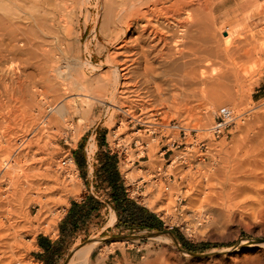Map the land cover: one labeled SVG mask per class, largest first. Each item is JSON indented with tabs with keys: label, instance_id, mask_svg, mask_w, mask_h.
<instances>
[{
	"label": "rangeland",
	"instance_id": "1",
	"mask_svg": "<svg viewBox=\"0 0 264 264\" xmlns=\"http://www.w3.org/2000/svg\"><path fill=\"white\" fill-rule=\"evenodd\" d=\"M16 1L20 2V0H0V66L4 63L5 66L13 67V72H16L15 74L19 77V80L24 82L29 90L21 89L20 91L16 81H10L0 76V232L4 235L8 232H12V228H17L16 230L21 232V238L25 244L29 243L34 238L35 245L26 251L24 248L20 249L10 247L9 245H2L0 247V258H3V261L7 262L13 258L14 254L21 253L25 255H23L26 260L24 264H44L38 256V254L43 253V249L40 248L38 244L39 237H47L52 242H56L61 237L59 229L60 223L68 213L72 202H82L87 195H93L104 207L99 212L95 213V217L90 220L85 229L76 232L72 237L60 243L62 246V255L54 264H68L77 248L86 246L95 241H98V244L94 248L88 264H127V262L129 264L134 261L139 262L143 253H146L149 249L154 250L156 249L155 247H158L157 236L164 238L165 242L162 241V244H165L167 240H171L176 244L178 242L183 250L189 253L201 254L205 259L207 258L208 261L211 258L218 259L222 257L224 255L222 252L223 249H228L230 247L234 248L248 236V239H251L253 234L239 225L237 222L238 216L231 217L233 223L230 221L231 224L230 222L227 224L225 217L219 216L217 210L230 207L231 205H234L231 207L234 210H236V205L237 208L241 210L242 205L245 203L255 206H263L264 204V193L259 197L260 199L256 197L253 198V193H247V195L240 194L239 196L237 195V197L233 196L229 198L225 196L227 191L231 189V184H235L234 186L237 188L239 186V188H246L249 190L257 187V183L249 177L251 174L255 173V169L251 168L253 165L250 167L248 162L250 161L252 163L254 159L260 161L264 165V157L262 156H258L260 158L257 156H237L236 151H229L233 147L237 148L236 144L239 138L242 137L247 141L246 143L249 144L250 147L253 135L257 134L259 131L264 132V121L258 117V115L264 116V113H260L261 110L264 111V65H262L261 59L255 55L247 60L246 63L244 62V72H248L245 76V79L247 78L245 83L247 87L244 85L243 90L235 93V97L233 96L231 102H228L226 106L217 107L207 104L196 107L193 104H187L190 110H182L178 105H174L172 96L170 99H163L161 101L163 104L155 101L153 96H149V93H147L145 85L140 86V92L142 94L144 93L143 96H145L147 100H151L150 102L152 104L149 106H144L136 102L137 104L131 108L130 103L127 102L128 98L125 97V99L122 100L123 103L117 107L111 105L110 100H103L104 103L99 96L87 94L88 99L82 96L83 100L97 105L91 115L90 122L87 123L85 118L78 115L69 126L65 127V132L62 135L51 138V131L49 132L48 130L46 131L47 134L45 135V139H43L45 142L40 140L34 142L30 148H27L22 137L24 134L29 135L30 132L28 131H30V128L28 124H31L32 117H37L38 114L43 113L38 116L39 122H37L39 126H42L40 122L42 118H48L51 114L55 113V110L52 112L49 111L45 100L42 98L43 95H40L34 88L30 87L32 80L29 79L28 74L35 71L34 69L36 68L34 67L37 66V60L41 63H38V65L40 64V67H44L46 62L44 59L47 58L48 52L53 50L56 53V63H58V60L62 61L57 64L60 70L67 72L69 70L67 64H69L71 65L69 67L76 73L80 74L82 71L87 73L86 75L89 77L90 82L94 84L100 82L98 78L101 80L99 76L102 73L109 70L111 71L109 67H104L102 65L106 60L108 49L110 48L109 51H111L112 47L108 46L107 49V36L100 32L103 23L102 7L105 0H99L101 2L99 8L96 4L97 0H81L80 3H76L77 10L74 9L75 15L74 10L68 8V10L70 9L72 11L68 12L67 10L69 15L66 17V20L69 19L70 22L72 21L71 23L69 20L67 22L65 20L64 23L62 22L61 15L65 12L63 15L64 19L65 15H67V8L64 10V8L61 7L62 3L59 5L58 2L55 5L56 8L60 6L61 9L58 10L55 8L54 15L48 13L49 11L44 7L43 1L42 4L39 0H24L25 2L20 3L22 7L21 5L20 7L16 6V3H18ZM17 5H19V3ZM56 10L63 14L59 13V15ZM98 15L99 22L97 30L99 38L97 39L96 33L94 38L93 27ZM59 17L61 19L60 21L58 19ZM33 18L37 21H34ZM5 21L8 24H6ZM9 21L11 22L9 23ZM13 25L14 27L17 26V28H13ZM67 25H70V29ZM262 25H264L263 18L260 19L259 25L256 26L254 30L258 31L262 29ZM109 30L111 31V28ZM20 31L23 32L21 33ZM110 31L107 30V33H110ZM219 36L224 39L227 33L224 31L222 33L220 32ZM11 38L13 39L11 40ZM35 39L36 41H34ZM38 45L40 47H38ZM88 45L91 48L90 51L87 50ZM257 50L258 49L254 52ZM44 56L46 58H44ZM91 56L92 64H89L87 60L91 59ZM43 62L44 64H42ZM10 64L12 66H10ZM210 69H213L212 66H210ZM111 76L112 85L115 86L117 81L116 78H114V73H112ZM177 78L178 65H175V67L170 65L164 69V73L158 81L161 82L162 88L166 91L168 89L169 91ZM115 81L116 83H114ZM10 89H12V91ZM78 90L79 88L76 87L74 92L69 95H64V100L62 99L61 103L72 98L79 99V93L83 92ZM22 91H25V93ZM61 92L63 93V91ZM111 96L110 94L109 97L111 98ZM174 98L176 102H181L182 96L178 94V96ZM115 99L119 100L118 96L114 94L113 100L116 101ZM38 101L40 106L38 105ZM82 109L86 111L88 107L84 106ZM224 110H232L236 114L246 113V116L243 120L240 119L236 126L229 131L231 134L228 138L223 136L222 138L220 137L221 140L219 142H216L215 140L218 138H216L212 132L204 130L210 129L218 114ZM112 114L114 115L112 116ZM254 114H256V117ZM81 118L82 121H80ZM121 121H124V124H121ZM138 121L141 122L138 123ZM142 122L146 124H142ZM260 122L262 123L261 125H259ZM173 124H179L189 128L196 127L198 129L195 134L187 133L185 142L187 144H192V148H187V151H183L181 148L176 149L169 145L172 141H170L169 137H172V139L179 138L178 130L166 127L169 125L172 126ZM149 126H152V128ZM203 137L207 138L209 141L208 153L205 154L199 162L187 160L186 164L182 163L178 156H191L192 152L198 154V144ZM263 140L264 138L260 140L261 143ZM135 143L137 145H135ZM150 144H156V154L154 156L145 154L143 155L145 157H140L143 150L144 152L149 150L151 147ZM101 146L103 150L119 156V171L123 175L126 172L129 173L127 184L143 178L146 183L144 184V188L136 192L129 190L128 196L138 204L157 214L164 224L163 230H124L117 226V220L114 221L113 219V215L116 212L110 205L109 190L101 186L96 174L99 164L97 156L101 150ZM76 153H83L84 156H86V161L89 160L87 161L89 167L84 171V178L79 166L75 165V170L73 169L75 171V180H70L66 162L69 163V160L72 159V156H76ZM169 156H171L170 159H168ZM206 157H208L207 160H205ZM227 161L230 162L228 167L226 166L227 163H229ZM246 163L248 166L246 165L244 167ZM196 165L197 167H195ZM242 166L246 168V170L243 171L244 168ZM240 169L242 171H240ZM258 170H256V172L264 177V169H260V172ZM30 171L33 172L30 173ZM5 172H8L7 175ZM44 172H46V174ZM49 173L55 175L53 178L55 181H46L50 185H42L41 189L43 192H48L47 187L51 185L57 186L58 188L54 192L49 193V197L52 196L53 200L51 204V206H53L52 209L54 213L59 216L56 231L47 235L43 233H36L34 235L32 231L27 229V226H29L28 221L38 212V191H36L37 189L35 190L36 186L34 184L39 180L45 182L44 176L49 175ZM237 178L239 181H237ZM70 181L79 188V194L76 196L72 195L71 192L67 190V185ZM59 184L63 185L60 187ZM140 184L141 186L143 185L142 183ZM98 186H100V189H98ZM151 186H154L156 190H158L157 188L162 189L165 194L170 191L172 192V198L174 199L173 214H166L164 209L157 212L148 206V200L151 198L148 190ZM261 187L264 188V182ZM217 193L219 194L217 195ZM189 194L192 195V197H196L197 202L201 198L199 203V205H201L198 206L199 208H183V205L189 202ZM209 195L212 196V200ZM60 197H64L65 202H59L61 199ZM205 198H207V200ZM166 202L167 201L164 200L163 203ZM222 202H224L226 206L223 207L224 203ZM217 203L220 205L218 204L217 206ZM239 210H237V213L240 212ZM54 213H52L51 216H53ZM247 217L246 215L245 218ZM233 219H236V221ZM221 230L224 231L221 232ZM226 231H228L229 234ZM236 231L238 233H236ZM201 232H203L202 235ZM219 232L224 236L226 234L228 237L231 236L232 239L227 236L224 237ZM225 232L226 234H224ZM230 232L236 234L237 237ZM199 233L200 235L198 236L197 234ZM205 235L208 237H205ZM219 236L222 238H219ZM184 242L190 245L191 247L189 248L191 249L186 247ZM217 250H219V252ZM230 253L231 255H235L236 252Z\"/></svg>",
	"mask_w": 264,
	"mask_h": 264
},
{
	"label": "bare ground",
	"instance_id": "2",
	"mask_svg": "<svg viewBox=\"0 0 264 264\" xmlns=\"http://www.w3.org/2000/svg\"><path fill=\"white\" fill-rule=\"evenodd\" d=\"M40 1L41 3L42 1L44 2L45 5L44 7H46L47 11H49L48 12L49 14L51 13L54 14L56 8L55 5L58 2L59 5L62 3L61 7H63L64 10L67 8L66 9L67 12L68 8H71L72 10L76 9V3L78 2L80 3L81 0H39V2ZM16 2L19 3V5H17L18 3H16V6L20 7L21 5L20 3H23L25 1L20 0V2L19 1ZM100 3L101 2L97 0L96 4L98 8L100 7ZM61 7L57 6L56 9L59 10L61 9ZM58 10L56 11L58 12ZM72 10L69 9L68 12ZM68 12L67 15H65V19L63 16L65 12L64 14L58 12V14L59 13L63 14L61 15V19L63 23L65 22L66 17L69 15ZM74 15H75V10H74ZM102 15H103V23L100 28L101 29L100 32L107 36V49L108 46H111L112 50L109 51L110 48L108 49L106 60L103 62L102 65L104 67H109L111 71L109 70L105 73H102L99 76L101 77V80H99L98 78V81H100L99 83L92 84V82H90L89 77H87L86 75L87 73H85L84 71H82L80 74L76 73L75 71H73V69L69 67L71 66L69 64H67L69 68L67 72L64 70H60L57 64L62 61L58 60L57 61L58 63H56L55 61L56 53L53 50L48 52L47 58L44 56V58H46L44 59L46 60L44 67H40L41 63L38 62L39 60H37V64H36L37 66L34 67L36 68L34 69L35 71L31 73L27 71L29 73L28 74L29 79L32 80V84L31 86L30 85L29 86L34 88V90L40 93V95L41 94L43 95L42 98L45 100L49 111L52 112L53 110H55V113L51 114L48 118L46 117L42 118V120L40 121L42 123L41 124L42 126H39V123L37 124V122H39L38 116L43 113L39 112L40 114H38L37 116L38 119L37 117H32L31 124H28L30 128L29 129L30 131L28 132L30 133L29 135L24 134L22 137V140L26 144L27 148H30V146L34 142H38L40 140L45 139V135L47 134L46 131L48 130L49 132L51 131V138H54L55 136L58 135H62L65 132V127L69 126L70 123L73 122L78 115H80V117L85 118L87 123L90 122L91 115L95 110V107H97V105H95V103H90L88 101L83 100L82 96L88 99L87 94H94L96 96H99L102 102H104L105 100L106 101L110 100L111 101L110 104L117 107L121 105V103H123L122 100L125 99V97L128 98L127 102L130 103L131 108H133L138 102L144 106L145 105L149 106L152 104L150 102L151 100H147L146 97L143 96L144 93L142 94L140 92L141 90L140 86L145 85L147 88V93H149V96H153V99H155V101H158V103L160 104L161 103L163 104V102H161L163 99H170V97L172 96L173 97L172 102L174 103V105H178L179 108L182 110H190L187 107V104H193L196 107L207 104L221 107V106H226L228 102H231V100L233 99L232 97L233 96L235 97L234 95L235 93L239 92L240 90H243V87L247 79V78L245 79V76L248 73L247 71H246L247 73L244 72V64L246 63L247 60L257 55L261 59L262 65H264V25H262L263 26L262 29H259L258 31L254 30V28L259 25L260 19L263 18L264 20V0L263 1L261 0H105L102 7ZM58 19L59 21L61 20L60 17ZM68 20H66V22ZM11 21H9V23ZM34 21L37 20L34 19ZM98 22H99V15L96 21L94 22V27H93L94 38L96 33L97 39L99 38L98 30H97ZM67 26L70 29L69 27L70 25ZM7 28L9 27L7 26ZM13 28H17V26L14 27L13 25ZM110 28L111 31L109 30ZM71 29L73 30L72 27ZM107 30L110 31V33L108 32L109 34L107 33ZM223 31L227 33V36L226 37L224 36L225 37L224 39L221 38L222 37L221 35H220L221 37L219 36L220 32L222 33ZM20 32L22 33L23 31ZM12 39L13 38H11V40ZM34 41H36V39ZM38 47L40 46L38 45ZM90 49L91 48L88 45L87 50L90 51ZM256 49L258 50L254 52ZM87 62L89 64H92L91 63L92 56L91 59L87 60ZM38 63L40 64L38 65ZM42 64H44V62ZM170 65L172 67L178 65V78L172 84V88L169 91L168 89L166 91L164 88H162L161 82L158 80L162 77L164 73V69L169 67ZM10 66L12 65L10 64ZM210 66H212L213 68L212 70L210 69ZM12 69L14 68L5 66L4 63L3 65L1 64L0 76L10 81H16V83H18L17 85L20 88V91L21 89L29 90L28 86H26L24 82L19 80V77H17V75L15 74L16 72H13L14 70ZM112 73H114V78H116L117 81V83L116 81L114 82L116 83L115 86L112 85L113 83L111 76ZM2 82L5 83L4 81ZM76 87L83 92V93H79L80 96L78 97L79 99L72 98V99H68L67 101L65 100L66 102L61 103L63 96L69 95L72 92H74ZM10 90L12 91V89ZM61 91H63V93ZM23 93H25V91ZM110 94L112 95L111 98L109 97ZM114 94L115 96H118L119 100L116 99H115L116 101L113 100ZM178 94L182 96L181 102H176L174 100L175 99L174 97L178 96ZM38 105L40 106V103ZM84 106L88 107L86 111H83L82 109V107ZM260 113H264V111L261 110ZM113 115L114 114H112V116ZM254 115L256 117V114ZM258 117L262 121H264V116L258 115ZM80 121H82V118L80 119ZM121 124H124V121H121ZM261 124L262 123L260 122L259 125ZM149 127L152 128V126ZM193 129L198 130L196 127ZM204 131H208V130H204ZM260 134H258V136H261L263 138L264 134L263 133H262L263 135ZM43 141L45 142V140ZM150 145L151 147L149 148V150L147 152H144L143 150L140 156H143L145 154H147L148 156H154L156 154V144H150ZM186 145H187L186 149L181 148V150L187 151V148L193 147L192 144L190 143L188 144L186 143ZM198 147H199V153L197 154L196 152H192L193 156L194 155L204 156L206 154L205 152L209 150V146H207L206 148H202L200 143L198 144ZM245 153H247V149ZM185 157L188 156H178L179 160L181 161L182 158ZM119 164H120V160H119ZM229 164L230 162L227 163L226 166L228 167ZM248 164L250 167L251 165H253L251 168L255 169V173L251 174V176L249 177H251L253 181L257 183V187H255L252 190H249L246 188H239V186L237 188L234 186L235 184H231L232 185V186L230 185L231 189L227 191V194L225 195L226 197L228 198L233 196L237 197V195L238 196L240 194L247 195V193L248 194L253 193V198L254 197L259 198L263 195L264 188L261 187V185L264 182V177L261 176L260 173H257L256 170L264 169V165L260 161H256L254 159L252 163L249 161ZM246 165L247 163L244 165V167ZM66 166H67V170L69 171L70 180H75L74 179L75 164L73 160L70 159L69 163L66 162ZM244 170H246V168H244L243 171ZM240 171L242 170L240 169ZM32 172L30 171V173ZM7 173L8 172H5L6 175ZM44 173L46 174V172ZM50 173L49 175L44 176L45 182L44 181L41 182L39 180L34 184L36 187L33 185L35 187V190L37 189L36 191H38V196H37L38 212L33 218L31 219L29 218L30 219L28 221L29 226H27V229L32 231L34 235L36 233L49 234L56 231L57 220L59 216L56 213H54V210L52 209L53 206H51V204L53 200H52V196L49 197V193L54 192L58 188L57 186L55 187L54 185H51L47 187L48 192L46 191L43 192V190L41 189L42 185L45 186V184H49L46 181L51 182L52 180H54L53 178L55 177V175L52 174L53 175L52 176ZM124 175L127 178L129 177L128 172H126ZM237 181H239L238 178ZM70 183H68L67 185L68 186L67 190H69L71 194L74 196L78 195L79 188L76 187L73 182L71 184ZM157 189L158 190H156L154 186H151L149 188L148 191L151 198L150 199L148 198L149 199L148 206L153 208L157 212L160 211L161 209H164L166 214L169 215L173 214L174 199L172 198V192L170 191L165 194L162 191V189L159 188ZM218 194L219 193H217V195ZM60 198L61 199L59 202L61 203L65 202L64 197H60ZM196 199H197L196 197H192V195H190L189 202L184 204L183 208H187V207L196 208L200 206L201 204L199 205V203L201 201L200 200L201 198L198 200V202ZM205 199L207 200V198ZM210 199L212 200V196H210ZM164 200H166L167 202L163 203ZM218 204L219 203H217L216 205L218 206ZM224 206H226L225 203L223 204V207ZM232 206L234 205H231L230 207L227 208L224 207L225 209L224 208L222 209L220 208V210L218 209L217 210L218 215L223 216V218L225 217V221L227 222V224L230 221L232 222L231 217L233 218L238 216L237 222L239 223V225L246 231L253 234L252 236L253 238L251 237V239H248L249 237L248 236L245 240H243L239 245L235 246L234 248L230 247L228 249H223L222 252L224 253V255L222 257L218 259L211 258L208 261L207 258L205 259V257L202 256L201 254L189 253L183 250L180 244H178V242L176 244L173 243L171 240L166 239L167 240L166 243L162 244V241L165 242L164 238L157 236L156 238H158L157 240L158 247H155L156 249L154 250L149 249L147 250L146 253H143V255L140 257L141 260L139 262L134 261L129 264H264V204L263 206H255L252 204L250 205L248 203H245L244 205H242L241 210L237 208V205L235 208L236 210L231 208ZM237 210H239L241 213L240 212L237 213ZM52 213H54L53 216H51ZM245 214L248 216L247 217L248 219L245 218L246 216ZM113 217L116 218L115 214ZM233 220L236 221V219ZM12 229H13L12 232H8L4 235H2L0 232V247L2 245H9L10 247H16L20 249L24 248L26 251L35 245L34 238L29 243L25 244L22 241L21 232L17 231L16 230L17 228L16 229L12 228ZM222 231L224 230H221V232ZM221 232L219 233L221 234ZM226 232L229 234L228 231ZM226 232L224 234H226ZM202 233L203 232H201V235ZM236 233L238 232L236 231ZM197 235L199 236L200 233ZM206 236L207 235H205V237ZM225 236H227V234ZM220 237L221 236H219V238ZM228 238H231V236H229ZM97 244L98 241H95L86 246L77 248V250L74 252L73 257L70 259V262L68 264H74V263L88 264L92 252L94 248L97 246ZM217 251L219 252V250ZM230 252H236L237 254L235 253V255H231ZM23 255L24 254L21 253L20 254L17 253L16 255L14 254L13 258L8 260L7 262L3 261V258H0V264H24L26 260L24 259L25 255L24 256Z\"/></svg>",
	"mask_w": 264,
	"mask_h": 264
},
{
	"label": "trees",
	"instance_id": "3",
	"mask_svg": "<svg viewBox=\"0 0 264 264\" xmlns=\"http://www.w3.org/2000/svg\"><path fill=\"white\" fill-rule=\"evenodd\" d=\"M102 146L97 156L99 164L96 174L101 186L109 190L110 205L118 217L117 226L124 230H163L164 224L155 213L129 198L119 171L118 156L103 150ZM75 158L84 177V171L87 168L86 156L83 153H76ZM103 207L104 205L93 195H87L82 202L73 201L68 213L60 223L61 237L56 242H52L47 237H39L38 244L43 249V253L38 254L39 259L44 264H54L62 255L60 243L72 237L76 232L85 229L90 220L95 217V213ZM184 245L188 248L191 247L186 242Z\"/></svg>",
	"mask_w": 264,
	"mask_h": 264
},
{
	"label": "built area",
	"instance_id": "4",
	"mask_svg": "<svg viewBox=\"0 0 264 264\" xmlns=\"http://www.w3.org/2000/svg\"><path fill=\"white\" fill-rule=\"evenodd\" d=\"M245 116H246V113L236 114L232 110L221 111L218 114L213 126L211 127L210 130L208 129V131L212 132V134L217 138H220V137L222 138L223 136L228 137L231 134V133H229V131L232 130L236 126L237 122L240 119L243 120V118ZM139 122H141V121H138V123ZM142 124H146V123L142 122ZM166 127L169 129H176L179 131V138L178 139H172V137H169L170 141L172 140L169 143V145L171 147L176 148V149H178V148L186 149L187 145L185 143V140L187 138V133L189 132V133L195 134L197 131L193 128H189L187 126H182L179 124H173L172 126L169 125ZM199 143H200L202 148H206L207 146H209L208 145L209 141L205 137H203ZM135 145H137V144L135 143ZM140 157H145V156H140ZM203 157L204 156H202V155H194V156L191 155V156L182 158V162L184 164H186L187 160H193L194 162H199ZM118 158H119V156H118ZM119 160H120V158H119ZM121 175H122V179L124 181V185L126 187V191H127L128 195H129V190L136 192V191L142 190L144 188L145 182H144L143 178H140L138 181H134L132 183L127 184L128 178L123 174H121ZM140 183H142L143 185L141 186Z\"/></svg>",
	"mask_w": 264,
	"mask_h": 264
},
{
	"label": "crops",
	"instance_id": "5",
	"mask_svg": "<svg viewBox=\"0 0 264 264\" xmlns=\"http://www.w3.org/2000/svg\"><path fill=\"white\" fill-rule=\"evenodd\" d=\"M261 134H260V133ZM258 133H257V135L255 134V135H253V140H251V146L249 147V144H247L246 142L247 141H245V140H243V138L241 137V138H239L238 140H237V148L236 147H233V148H231L229 151H233V152H235L236 151V155L237 156H264V140H263V145H262V143H261V139H263L264 138V132L263 131H259ZM263 133V134H262ZM258 134H260V135H263V138L261 137V136H258ZM257 137H258V139H259V141H258V139H257ZM259 137H261V138H259ZM228 138V137H227ZM230 139H231V137H230ZM257 139V140H256ZM221 139L220 138H218L217 140H215L216 142H219ZM254 140H255V143H254ZM258 141V142H257ZM254 143V144H253ZM256 144V145H255ZM263 147V148H262ZM234 148H236V149H234ZM262 148V149H261ZM246 149H247V153H245L246 152ZM249 149V150H248ZM251 149V150H250ZM253 150V151H252ZM209 151V150H208ZM208 151H206L205 153L207 154L208 153ZM226 151V150H225ZM249 151H251V152H249ZM262 151V152H261ZM215 153H217V152H215ZM224 153V152H223ZM245 153V154H244ZM171 158V156H169V158L168 159H170ZM72 159H73V161H74V164L77 166L78 164H77V162H76V158H75V156H72ZM208 159V157H206V159L205 160H207ZM87 161H89V160H87ZM87 167H89V163L87 162ZM195 167H197V165L195 166ZM86 170H87V168H86ZM150 210V209H149ZM151 211V210H150ZM152 212V211H151ZM154 213V212H153ZM115 214V217L116 218H114L113 217V219H114V221H116L117 220V222H118V217H117V215H116V213H114ZM157 215V214H156ZM66 216V215H65ZM114 216V215H113ZM45 235H47V234H45ZM93 253V252H92Z\"/></svg>",
	"mask_w": 264,
	"mask_h": 264
}]
</instances>
